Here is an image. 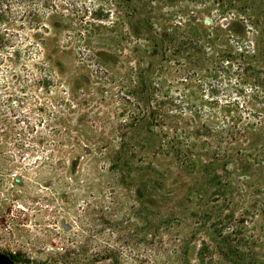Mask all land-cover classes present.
Masks as SVG:
<instances>
[{
    "label": "rangeland",
    "instance_id": "rangeland-1",
    "mask_svg": "<svg viewBox=\"0 0 264 264\" xmlns=\"http://www.w3.org/2000/svg\"><path fill=\"white\" fill-rule=\"evenodd\" d=\"M1 1L0 32L21 42L14 49L40 51L36 63L72 107L48 165L0 144V254L12 264H183L194 181L158 155L150 134L172 121L151 117L148 87L165 112L191 109L212 124L230 100L227 79L201 89L200 72L221 54L248 50L254 37L264 44V0ZM222 3L230 10L220 17ZM201 101L216 105L201 109ZM100 148L133 152L125 179ZM256 200L243 197L239 208ZM197 245L190 242L191 263Z\"/></svg>",
    "mask_w": 264,
    "mask_h": 264
},
{
    "label": "trees",
    "instance_id": "trees-1",
    "mask_svg": "<svg viewBox=\"0 0 264 264\" xmlns=\"http://www.w3.org/2000/svg\"><path fill=\"white\" fill-rule=\"evenodd\" d=\"M3 5L0 0V21ZM228 10L222 3L219 16L227 15ZM183 38L187 39L180 41L182 45L189 42L187 35ZM253 39L254 45L249 42L253 47L249 44L246 51L243 46L240 53L221 54L208 70L200 72L197 82L201 89L208 82L227 79L225 92L230 100L220 107L221 115L212 124L191 109L181 115L165 112L152 96L154 87L151 92L148 87V101H154L151 117L172 121L168 131L150 134L158 144V155L171 170L194 181L188 195L195 201L188 214L192 227L181 242L183 264H264V44ZM20 44L15 36L0 32V144L11 145L23 161L44 166L62 137L58 128L61 117L72 105L65 94L57 96L50 70L36 63L40 51L30 46L14 49ZM158 47L153 56L161 55ZM237 59L241 62H235ZM201 103V109L216 105ZM179 124L186 128H178ZM100 149L110 172L125 179L133 152ZM228 166L241 173V181L231 178ZM243 197L259 200L239 208ZM237 209L242 213L236 218ZM245 216L252 220L246 221ZM194 240L198 245L191 263L188 251Z\"/></svg>",
    "mask_w": 264,
    "mask_h": 264
},
{
    "label": "water",
    "instance_id": "water-1",
    "mask_svg": "<svg viewBox=\"0 0 264 264\" xmlns=\"http://www.w3.org/2000/svg\"><path fill=\"white\" fill-rule=\"evenodd\" d=\"M0 264H12V262L6 256L0 254Z\"/></svg>",
    "mask_w": 264,
    "mask_h": 264
}]
</instances>
